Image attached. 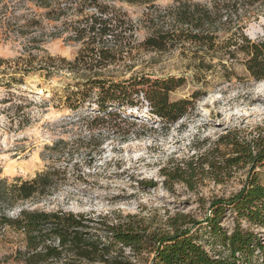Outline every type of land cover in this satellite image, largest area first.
Segmentation results:
<instances>
[{
    "label": "rangeland",
    "instance_id": "1",
    "mask_svg": "<svg viewBox=\"0 0 264 264\" xmlns=\"http://www.w3.org/2000/svg\"><path fill=\"white\" fill-rule=\"evenodd\" d=\"M54 1L66 9L47 18L42 16L41 0H0L3 19L7 15L14 18L8 27L0 28V79L14 69L19 70L16 76L23 78L12 88L0 81V179L13 182L31 179L48 169L57 171V184L50 194L6 210L1 207L0 212L16 216L22 207L64 209L104 217L108 222L131 221L155 233L172 232L174 224L192 227L198 242L211 254L216 253L222 247L206 221L212 213L210 204L215 198L238 192L251 168V164L241 161L226 165V159L236 153L222 139L226 135L240 139L264 135V80H254L249 75L242 63L243 55L225 69L217 57L212 59V53L201 49L195 53L197 48L190 44L168 51L136 45L126 60L108 66L105 74L120 78L135 74L184 77L170 97L192 100L187 113L164 125L141 98L144 102L135 107L123 106V110L136 116V124L124 133L107 128L89 130L83 119L87 111L70 110L60 105L58 98L68 82L82 77L81 71L68 69L82 43L64 22L81 16L77 8L85 0ZM91 1L86 0L88 4ZM69 2L73 3L71 7ZM96 2L121 11L133 21L137 43L150 34L145 2ZM171 2L155 1L161 6ZM85 10L90 13L95 8L90 5ZM37 13L43 29L15 27ZM241 24L249 37L263 36L264 11L253 13ZM196 54L218 64L209 70L200 69ZM224 62L230 66L231 61ZM50 64L48 73L49 69L43 67ZM232 68L234 71H230ZM255 172L264 184V166H257ZM235 219V210L228 208L222 224L229 232ZM240 222L264 243V227L243 218ZM23 245V232L0 227V264H21L15 256ZM256 253L252 264H264V252ZM153 257L150 248L137 251L118 244L106 256L107 261L96 264H150Z\"/></svg>",
    "mask_w": 264,
    "mask_h": 264
},
{
    "label": "trees",
    "instance_id": "2",
    "mask_svg": "<svg viewBox=\"0 0 264 264\" xmlns=\"http://www.w3.org/2000/svg\"><path fill=\"white\" fill-rule=\"evenodd\" d=\"M126 1L147 4L145 21L151 32L142 42H136L137 26L126 14L96 0L90 4L86 0L81 2L77 8L81 16L64 22L73 30L74 38L82 43L75 59L69 61L68 69L81 71L82 77L66 84L64 93L58 94L59 104L73 111L86 110L82 118L89 130L107 128L124 133L136 124V116L123 110V106L135 107L144 101L149 112L159 117L164 125L174 123L187 113L192 100L170 97L184 77L151 78L135 74L120 78L105 74L108 66L126 60L136 45L168 51L190 44L197 48L195 53L200 49L212 53V59L217 57L225 69L232 67L234 61L240 59L239 55H243L242 63L249 75L254 80H264V35L253 39L243 31L241 24L253 13L264 11V0H173L165 6L156 4V0ZM56 4L54 0H41L42 16L53 18L66 9ZM71 4L69 2L70 7ZM90 5L95 11L85 12ZM3 10L0 6V28L8 27L14 19L8 15L3 19ZM37 17L38 13L31 18L25 17L23 24L15 27L43 29L42 20ZM225 33L230 34L222 38ZM194 58L200 69L209 70L218 64L206 62L204 55L196 54ZM224 59L231 61L229 67ZM52 65L43 68L49 69ZM12 72H5L0 79L7 88L23 82V78L15 74L18 69ZM222 140L236 153L226 159V165L241 161L251 164V168L238 192L230 197L215 198L210 204L212 213L206 221L212 236L219 239L222 247L214 254L198 242L192 227L174 224L172 232L155 233L131 221L108 222L104 217L93 218L64 209L22 207L16 216L1 210L0 227H12L24 233V245L17 249L15 256L21 264H96L107 261L106 256L118 244L137 251L150 248L154 252L150 264H252L256 252H264V243L253 230L243 227L240 220L243 218L264 227V184L259 182L255 172L257 166H264V135L251 139L226 135ZM56 172L48 169L31 179L13 182L0 179V208L6 210L20 202L50 194L57 184ZM228 208L236 212L231 232L222 224ZM199 222L193 220V223Z\"/></svg>",
    "mask_w": 264,
    "mask_h": 264
}]
</instances>
